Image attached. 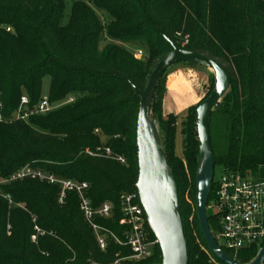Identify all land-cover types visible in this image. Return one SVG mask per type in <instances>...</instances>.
Returning a JSON list of instances; mask_svg holds the SVG:
<instances>
[{"label":"trees","instance_id":"obj_1","mask_svg":"<svg viewBox=\"0 0 264 264\" xmlns=\"http://www.w3.org/2000/svg\"><path fill=\"white\" fill-rule=\"evenodd\" d=\"M64 8V0H0V24L13 30L0 28L4 116H11L23 94L33 108L41 99V80L46 75L50 102L78 95L45 115L0 122V177L8 178L29 165L87 182L93 207L103 202L112 205L111 217L94 218L106 231V247L99 248L75 193L68 192L60 203L56 185L24 178L0 184V264H111L118 259H123L122 264H160L158 244L144 260L127 259L132 252L123 243L126 227L119 224L121 194L137 192L135 88H145L172 44L217 60L230 76L222 97L231 96L233 111L219 164L264 178V0H73L65 23ZM102 38L109 42L100 47ZM122 44L144 47L147 66ZM153 102L154 97L150 112ZM197 105L188 108L181 122L182 158L174 154L177 118L172 114L163 124L162 148L177 185L188 264H222L208 250L199 226L203 249L194 245L192 210L184 198L188 188L195 192L196 187ZM106 147L122 155L125 164L102 156ZM211 193L212 186L208 202ZM31 216L45 232L38 235L37 244L30 241ZM207 218L214 232L215 217L207 212ZM147 231L149 240H154L148 227ZM257 251L256 246L241 250L235 260L249 263Z\"/></svg>","mask_w":264,"mask_h":264},{"label":"water","instance_id":"obj_2","mask_svg":"<svg viewBox=\"0 0 264 264\" xmlns=\"http://www.w3.org/2000/svg\"><path fill=\"white\" fill-rule=\"evenodd\" d=\"M177 63H191L209 68L214 75V87L196 107L198 155L195 187V211L199 230L208 250L222 264H242L219 248L211 234L206 205L213 178L214 156L209 133V117L230 85L227 70L217 60L178 48L163 56L152 70L145 88L135 93L139 97L136 120V147L139 202L146 223L159 246L161 264H188L187 243L181 221L178 191L173 172L167 163L159 138L158 127L150 122V107L155 88L163 73ZM264 263V245L256 257L246 264Z\"/></svg>","mask_w":264,"mask_h":264},{"label":"built area","instance_id":"obj_3","mask_svg":"<svg viewBox=\"0 0 264 264\" xmlns=\"http://www.w3.org/2000/svg\"><path fill=\"white\" fill-rule=\"evenodd\" d=\"M0 28H4L6 32L13 31L11 26L0 24ZM134 54L138 58L142 56L140 50H135ZM72 101L71 97H67L61 102L52 103L48 100V97H41L39 102L30 109L28 107L29 99L27 95L23 94L20 97L17 109L9 118L4 116L3 105L0 101V122L4 120H27L30 115L34 114L45 115ZM95 132L98 131L95 130ZM86 152L92 154L89 151ZM102 156L113 159L120 164H125V158L122 155L113 154L107 147L103 149ZM24 178H33L56 185L59 188L58 201L60 203L64 201L68 192L75 193L79 199V209L86 222L92 228L99 248L101 250L105 249L106 231L94 222V218L111 217V203L103 202L100 206L93 207L86 194L88 189L87 182L60 178L29 165L16 170L6 178L5 183ZM211 186V198L209 202L207 201L206 208L212 210L211 214L216 220V230L214 232L210 231L219 248L233 259L241 250L253 246L258 247L259 251L264 245V178L224 168L222 175L218 179L213 180L212 178ZM119 201L121 213L119 224L126 227L123 232L125 239L123 243L129 246L132 252V255L127 259L144 260L152 254V248L157 244V241L156 239L149 240L148 238V226L143 208L139 202L138 193H123ZM34 229L35 234L32 235V240H35L38 235L44 234L36 225ZM114 239L119 244H122L117 238L114 237ZM122 261L123 259H118L111 264H122Z\"/></svg>","mask_w":264,"mask_h":264},{"label":"rangeland","instance_id":"obj_4","mask_svg":"<svg viewBox=\"0 0 264 264\" xmlns=\"http://www.w3.org/2000/svg\"><path fill=\"white\" fill-rule=\"evenodd\" d=\"M86 1V0H85ZM73 0H64V4H65V8H64V17L62 22H66L68 14L70 12V8H71V4H72ZM97 14L101 20L102 23L105 22V19L103 18L102 14L99 13L97 11ZM186 38V37H185ZM109 41L105 40V38L101 39L100 41V47H102L104 44H107ZM185 42H182V45ZM133 45V44H132ZM124 48H126L127 50H129L133 56L137 59H141L142 64L144 66H147V53L145 51V48L142 46H137V44H134V47H137L141 50L142 52V56L140 58L136 57L134 52L132 51L133 47L128 44V45H120ZM186 64V63H184ZM182 66H186V65H172L170 66L165 74H164V78L162 79V81L160 82L159 85V89L156 92V95L154 96V102H153V107L151 109L150 112V122L152 124H156L158 127V133H159V138L161 141V144L164 145V130H163V124L164 122L167 120V117L164 119L162 115V102L161 99H163L162 97V88L165 87V78L167 76V74L172 71L175 70L177 68H180ZM198 67V66H197ZM199 68H201L204 72V74L202 75L203 78L202 83L201 82H197V85L201 88V92L202 94L205 96V94L209 91L211 92L213 87H214V75L213 72L206 67H202L199 66ZM154 69V68H153ZM49 76H43L42 80H41V91H40V96L41 97H48L49 95ZM77 94H72L69 95L68 97H71L73 100L75 98H77ZM203 100V99H202ZM160 102H161V119H160ZM199 104V103H198ZM233 111H232V98L230 95L226 94L224 97H222L215 108H213L212 113L210 115V121H209V133H210V139H211V146H212V150H213V154H214V159L216 162V164H214L213 166V180L218 179L223 171H224V166H222L221 163L222 161V157L225 156L224 155V151L226 150V136L228 133V129L230 126V122H231V117H232ZM184 115V114H183ZM184 116H180L178 118V120L176 121V127H175V132H174V139H173V143H174V154L177 157L182 158V150H183V136L181 134V122L183 121ZM160 121V122H159ZM192 123H195V120L192 121ZM102 141H105L104 138H102ZM164 147V146H163ZM6 178L0 177V183L3 184L2 182L5 183ZM190 181V178H189ZM190 188H188L185 192L184 198L185 200L190 204L191 206V215L189 218V222H190V229L192 232V238L194 241V245H196L199 249H203L202 247V241H201V237L199 234V230H198V222H197V216H196V211H195V192H190ZM206 212L211 213L212 210H209L206 208ZM35 217L31 216V222L33 224V229L35 226ZM10 227L7 226V230H9ZM42 232H44L42 230ZM45 233V232H44ZM35 234V229H34V233ZM32 234V235H33ZM51 235H54L53 233H49ZM31 235V237H32ZM30 237V241H32V243L34 242V244L36 243V240L38 238V236L36 237L35 240H32ZM158 264V263H156ZM161 264V263H160Z\"/></svg>","mask_w":264,"mask_h":264},{"label":"crops","instance_id":"obj_5","mask_svg":"<svg viewBox=\"0 0 264 264\" xmlns=\"http://www.w3.org/2000/svg\"><path fill=\"white\" fill-rule=\"evenodd\" d=\"M131 46L133 52L140 50L134 45ZM176 65L186 66L170 71L165 78V90L162 97L164 115L162 116L166 118L167 115L172 114L178 120L181 115L185 116L188 108L198 104L204 98L201 88L197 85V82L202 83L201 79L204 72L199 66L184 63H177Z\"/></svg>","mask_w":264,"mask_h":264}]
</instances>
